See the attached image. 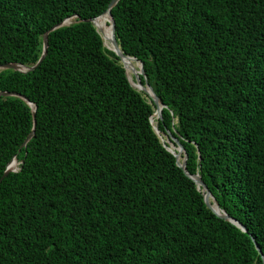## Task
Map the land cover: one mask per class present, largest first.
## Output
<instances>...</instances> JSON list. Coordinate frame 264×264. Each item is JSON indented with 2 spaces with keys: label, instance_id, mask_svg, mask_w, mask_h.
I'll return each instance as SVG.
<instances>
[{
  "label": "trees",
  "instance_id": "obj_1",
  "mask_svg": "<svg viewBox=\"0 0 264 264\" xmlns=\"http://www.w3.org/2000/svg\"><path fill=\"white\" fill-rule=\"evenodd\" d=\"M112 0H0V264H264V0H120L125 54L187 171L89 19ZM135 79V78H134ZM143 79V78H142ZM143 84L145 80L143 79ZM35 135L22 147L28 135ZM262 250L259 253L254 240Z\"/></svg>",
  "mask_w": 264,
  "mask_h": 264
},
{
  "label": "water",
  "instance_id": "obj_2",
  "mask_svg": "<svg viewBox=\"0 0 264 264\" xmlns=\"http://www.w3.org/2000/svg\"><path fill=\"white\" fill-rule=\"evenodd\" d=\"M120 0H112L111 3L109 4L108 9L99 17L95 18V19H89L87 20L88 22H92L94 23V25L96 26L98 32L100 33V35L102 36L96 21L103 17L104 15L108 14L110 16V20H109V25L111 26V36L109 38V42L110 45L106 46L105 42L104 45L112 50L113 52L116 53L117 56L120 57L124 68L126 69V73L128 75L129 81L131 83V85L136 88L137 90L140 91V89L142 90L141 92H144L145 94H147L156 104L157 109L156 112L154 113V115L151 118V123L153 125V128L156 132V134L159 136V138L161 139V142L164 144V146L171 152L173 153L176 157H177V164L186 172V174L192 178L195 183L197 184V187L199 190L202 191V194L204 196L205 202L207 204V206L212 209L219 217L235 224L237 227H239L240 229H242L243 231H247L246 227L240 223L238 220L230 217L224 210H222L219 206V203L217 201V199L213 196L212 192L210 191V189L208 188V186L206 185V183L204 182V180L202 179L200 174H195V175H191L189 174V172L187 171V160H188V154L185 150V148L183 147V145L181 144V142L179 141V139L177 138V136L173 135L171 132H168L166 134V138L164 137V134L161 133L160 129L158 128V126H155L154 121H153V117L155 116V114L158 112V119L162 118V110L163 108H165L166 106L164 105V103L160 100V98L157 96V94L155 93L153 87L149 84V82L146 79V74L144 71V67H143V63L137 59L134 56H130L124 53V51L122 50L121 46L119 45V42L117 40V36H116V23L115 20L113 18L112 15V9L118 4ZM71 18H68L67 20H65L64 22L54 26L53 28H51L49 31H47L44 34V46H43V54L39 60V62L34 65V66H27V65H23V64H18V63H7L4 65H0V70H8V69H12V70H16L19 72H23V73H27L30 71L35 70L46 58L47 53H48V48H49V34L51 31H54L56 29H59L65 25H69L71 23ZM102 39L104 40L103 36ZM134 61L136 64H132L131 67H128V65L126 64V61ZM137 65V66H135ZM131 70L133 72V76H134V80L139 84V86H136L130 79L128 71ZM145 80V84H143V79ZM0 96L3 97H9V96H14V97H19L21 99H23L33 110V116H34V124L36 125V112H37V105L34 104L33 102H31L27 97H25L24 95H21L19 93L16 92H0ZM35 135V130H33L28 137L26 138V140L23 143L22 147H26L27 144L30 142V140L33 138V136ZM174 147V148H172ZM16 162L15 158L12 160V162L9 164L7 171L4 173V175L2 176V178L0 179V184L2 183V181L4 180L5 177H7V175L10 172H15L17 171V168H14L13 165ZM255 242V246L257 248V250L259 251L260 254H262V250L260 248V246L258 245V243L256 242L255 239H253ZM263 261H264V255H263Z\"/></svg>",
  "mask_w": 264,
  "mask_h": 264
},
{
  "label": "bare ground",
  "instance_id": "obj_3",
  "mask_svg": "<svg viewBox=\"0 0 264 264\" xmlns=\"http://www.w3.org/2000/svg\"><path fill=\"white\" fill-rule=\"evenodd\" d=\"M109 20H110V16L108 14H106V15H104L103 17L99 18L96 21L97 26L99 25L98 28L101 31V34H102V36L104 38V42H105L106 46H109L110 45L109 38H110V36L112 34L111 33L112 32L111 31V26L109 25ZM126 64L128 65V67H131L132 64H135V62L133 60L132 61H126ZM128 74H129V77H130L131 81L136 86H139V84L135 80H133V78H132L133 72L131 70H129L128 71ZM140 91H142V90L140 89ZM158 115H159V113L157 112L155 114V116L153 117V121H154L155 126H158V124H157ZM172 148H174V147H172ZM13 167L14 168H17V163L16 162L14 163Z\"/></svg>",
  "mask_w": 264,
  "mask_h": 264
},
{
  "label": "rangeland",
  "instance_id": "obj_4",
  "mask_svg": "<svg viewBox=\"0 0 264 264\" xmlns=\"http://www.w3.org/2000/svg\"><path fill=\"white\" fill-rule=\"evenodd\" d=\"M98 23V22H97ZM99 26V25H98ZM101 32V31H100ZM136 64V63H135ZM137 66V65H136ZM132 78H133V80H134V76H133V74H132ZM164 137L166 138V135H164ZM17 169H18V164H17Z\"/></svg>",
  "mask_w": 264,
  "mask_h": 264
}]
</instances>
